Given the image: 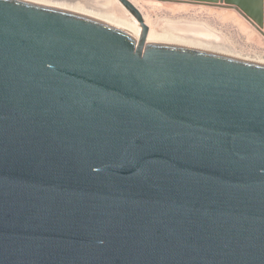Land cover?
I'll use <instances>...</instances> for the list:
<instances>
[{
  "label": "water",
  "instance_id": "obj_1",
  "mask_svg": "<svg viewBox=\"0 0 264 264\" xmlns=\"http://www.w3.org/2000/svg\"><path fill=\"white\" fill-rule=\"evenodd\" d=\"M117 1L138 40L0 0V264H264V64ZM198 2L264 37V0Z\"/></svg>",
  "mask_w": 264,
  "mask_h": 264
},
{
  "label": "rangeland",
  "instance_id": "obj_2",
  "mask_svg": "<svg viewBox=\"0 0 264 264\" xmlns=\"http://www.w3.org/2000/svg\"><path fill=\"white\" fill-rule=\"evenodd\" d=\"M129 1L142 14L148 33L155 32L160 39L162 31H173L175 36H192L207 43V51L264 62V37L231 8L200 4V0H189V3L184 0ZM122 10L125 18L133 19L124 8ZM191 27L192 32H189ZM261 30L264 32L263 28Z\"/></svg>",
  "mask_w": 264,
  "mask_h": 264
},
{
  "label": "bare ground",
  "instance_id": "obj_3",
  "mask_svg": "<svg viewBox=\"0 0 264 264\" xmlns=\"http://www.w3.org/2000/svg\"><path fill=\"white\" fill-rule=\"evenodd\" d=\"M23 1L31 2L51 8H56L64 11L74 12L77 14L88 16L90 18L99 21H103L105 23H108L110 25L119 28L120 30H123L131 34L136 40H138L141 31V28L137 20L133 16H132L133 19L124 17L125 14L123 13L122 10L123 7L116 0L115 1L122 8L119 5H117L114 2V0H23ZM188 31L192 32V27L191 29L188 28ZM162 33L163 35H161V39H160L158 38L160 36L159 34L150 31L147 34L146 43L184 47V48L214 53L209 50L208 51L206 50L208 49L207 43L205 44L201 40H196L192 36L190 37L187 36L181 37L180 35L175 36L176 34L174 32L175 35H173V31L170 33H168V31H162ZM257 63L264 64V62L261 61Z\"/></svg>",
  "mask_w": 264,
  "mask_h": 264
}]
</instances>
